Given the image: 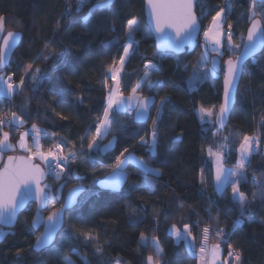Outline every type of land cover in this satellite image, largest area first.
Returning a JSON list of instances; mask_svg holds the SVG:
<instances>
[{
    "label": "trees",
    "instance_id": "1",
    "mask_svg": "<svg viewBox=\"0 0 264 264\" xmlns=\"http://www.w3.org/2000/svg\"><path fill=\"white\" fill-rule=\"evenodd\" d=\"M226 1L231 3L224 13L227 27L232 26L234 44L242 46L239 40L243 44L252 9L264 24V2H254L252 7L253 0H199L196 14L202 28H209L212 17ZM70 3L73 10L65 14ZM97 3L102 0H90L77 12L75 0H0L3 34H21V42L2 74L6 78L12 75L13 82L19 84L28 63L49 74L40 84L25 78L24 86L17 88L11 99L0 97V117L6 113L12 121L15 113L24 121L17 129L11 123L0 130V139L7 132L10 144L16 146L21 133L35 124L42 130L40 143L44 153L57 141L65 144L66 151L77 153L66 175L53 182L51 196L55 199L45 215L61 206L59 189L65 192L78 185L86 187L77 207L66 213L64 228L54 245L40 254L32 250L38 233L31 228L35 206H28L16 227L5 231L0 239V264H146L149 255L157 259L151 243L154 237L162 250L159 264H199L196 251L217 241L224 257L231 245L240 253L241 264H264V151L253 154L245 165L247 182L241 183L240 191L249 205L240 225H236L240 210L231 199V184L223 195L216 192L213 166L207 158L209 148L217 151V145L223 144L224 167L234 171L240 168L237 149L245 135L260 139L264 145V50L244 67L228 127L219 131L213 124L204 129L198 115L203 111L217 112L226 61L233 59L227 39L224 37L222 44L219 73L213 72L211 79L200 81V66L206 59L204 39L199 40L192 53L178 57L159 54L145 24L144 0H112L110 6L95 9L89 15V9ZM131 19L138 23L134 33L136 52L124 66L121 93L128 96L144 77L145 65L153 64L156 69L148 71L138 95L155 97L157 105L145 125H134L123 112L116 115L117 123L112 125L107 140L99 143L102 147L115 137L116 149L111 153H90L87 145L96 134L94 124L102 115L111 89L109 67L114 60L115 65L119 62L120 46L126 42L127 22ZM53 50L64 52L55 71L52 60L39 59ZM209 60L205 62L208 69ZM21 96L27 100L25 113L20 111ZM165 97L168 103L157 129L156 156L152 157L140 145V138L151 144L153 120ZM29 146L32 151L31 143ZM124 148L161 175L144 174L129 163L124 169L126 180L118 190L100 187L98 182L112 173L115 158ZM172 224L191 226L194 252L188 251L185 242L175 241L168 231ZM206 226L210 229L207 241L202 232ZM85 233L96 239L87 242ZM141 233L147 244L141 241Z\"/></svg>",
    "mask_w": 264,
    "mask_h": 264
},
{
    "label": "snow or ice",
    "instance_id": "2",
    "mask_svg": "<svg viewBox=\"0 0 264 264\" xmlns=\"http://www.w3.org/2000/svg\"><path fill=\"white\" fill-rule=\"evenodd\" d=\"M86 0H75V11L80 12L82 10L83 4ZM112 0H102V3H97L89 9V15L95 9L106 8L110 6ZM194 0H147L148 8L150 9V15L155 21V31L160 34V47L163 50H175L180 48V46L196 31L197 17L193 12ZM253 7H255L253 0ZM72 4H69L67 12L72 11ZM227 10V6L220 7L216 14L212 17V25L204 32V37L207 41H211L212 50L219 52L222 46L221 37L224 36L229 41L231 45L232 33L231 24L228 25V32L224 33L221 27V22L224 19V13ZM87 19V17H85ZM3 20L4 17L0 16V95L11 96L17 88H22L24 86L25 78L31 79L34 84H40L48 78V72L42 71L41 68L36 67L33 69V64L28 63L23 71L24 75L21 76L19 84L13 82V76L8 75L7 78L2 74L3 69L7 65L8 61V50L16 44L17 38L21 35L19 32L8 31L6 35L3 34ZM128 33L126 42L121 45L122 54L119 55V68L115 67V60L113 61V66L109 67V72L112 73V78L116 79L117 74L123 68L125 61L135 54L136 41L134 40V33L137 30L138 23L135 19L128 20ZM168 29H173L174 32L168 31ZM110 43H115L112 41ZM258 47H264V24L260 19H256L254 16L251 19V26L248 28L247 33V43L241 47L240 45H235L233 50L235 54V59H228L227 72L224 75V102L220 105L219 110V122H223L226 113L229 111V104L232 95V90L234 87V81L238 78L241 71V62L243 59L252 55ZM49 48V44H45V49ZM64 52L61 51H51L47 54H42L39 59L45 61H53V71L60 67V62L63 60ZM216 61H213L215 64ZM149 67H154L153 65H146V71L144 77L141 81L137 83V86L132 88L131 94L127 97L123 96L120 91V82L116 80V85L114 88L109 89L108 95L106 97V106L103 108L102 116L98 118V123L95 125L96 134L92 136L91 141L87 145V149L90 153L97 152H109L113 146V142L108 145L100 146L99 140L102 135H106L112 128L114 123L117 121L114 119L116 115L121 112L128 114L129 110H132L135 115L132 117V122H138L149 117V111L152 106H154V99L150 97L140 98L137 93L140 88L141 83L147 79ZM206 75V74H205ZM156 83H159L158 81ZM152 84H149L151 87ZM79 99V98H78ZM135 100L136 103L133 105L132 101ZM168 103V99L161 98L160 106L157 108V117L153 120V128L151 131V144H148L143 137L140 138L142 146L148 149V152L152 157L156 156V147L158 141V125L163 114L164 105ZM59 115V114H58ZM208 116H212V112L207 113ZM13 120L11 123L17 122L16 114L12 113ZM66 119V117H61ZM203 120V116L201 117ZM20 120L19 123H23ZM3 118L0 117V124H3ZM127 127V125H122ZM32 131L35 134V143L37 151L28 157L16 158L13 156L8 157L7 163L0 169V222L11 223L16 218L17 209L21 207L29 198H33L40 204L47 206V204L55 199L54 196H50L44 188L40 186V180L45 175V171L37 164L32 163L33 156L38 157L40 160L46 162L47 171L54 175L56 178H60L67 169V165L70 161L75 160V152H69L67 156L57 155L52 150H49L47 154L39 151V136L42 132L35 124L32 125ZM28 135L25 133L20 138V147L24 148V136ZM9 139V134L7 132L3 133V138L0 139V149L8 148L10 145L7 143ZM258 138L250 137L245 135L239 144L237 151L240 155L239 163L241 167L248 162V156L254 150V146L258 145ZM224 145H220L219 149L214 153L212 148L208 149V155L210 159L214 158L215 166V183L214 187L216 192L223 195L225 188L231 184L232 188V201L238 206L240 210V218L237 219L236 225L242 224L243 215L247 211L249 201L245 194L240 191L241 183H246L247 179L244 173L233 172L231 170L225 169ZM56 149H60L59 144L55 145ZM128 153L127 156L125 154ZM122 157H124L122 159ZM88 159L91 161L92 157L89 156ZM132 161L138 166V169L144 174H152L154 176H160L161 172L158 169L150 167L147 161L143 159L135 158L128 148H124L118 156L115 158L113 173L105 178L103 182L104 187H118L122 182L125 181L124 169ZM93 163H95L93 161ZM204 169H201V184L205 183L203 179ZM69 175L71 173L69 172ZM235 177V179H233ZM255 182V179H254ZM146 187L148 185H145ZM63 187V186H62ZM264 188V185H261ZM84 191L82 188L70 190V196L65 200V203L61 204L60 208L53 210L47 216L46 222H43V218L39 216L41 208H37V217L33 221V225L36 226L43 222L45 232L36 237L35 247L39 249L45 245H49L53 242L54 235L58 227L63 226V214L67 210H71L73 207L77 206L79 201L76 199L78 192ZM210 203H215L210 201ZM183 207V205H180ZM134 211V210H133ZM169 232L175 235L177 240L185 239L187 236H191V226L189 224H183L182 227H178L176 224H172L168 229ZM210 229L206 226L202 232L204 240L207 241L208 233ZM218 232L221 230L217 229ZM87 242H93L96 238L90 234H83ZM227 234H225L226 242ZM141 241L146 244L148 241L145 240L143 233L140 235ZM152 245L156 249L157 259L154 260L153 256L149 255L146 258V264H159V255L162 251L159 247L158 238H153L151 241ZM96 251L99 252L100 248L97 247ZM220 251V245L214 244L211 248V253L213 260L217 257ZM200 252L203 254L205 252V247H201ZM19 254V253H17ZM228 256L235 261H240V253L234 251L231 245H228ZM224 264H228L227 261Z\"/></svg>",
    "mask_w": 264,
    "mask_h": 264
},
{
    "label": "water",
    "instance_id": "3",
    "mask_svg": "<svg viewBox=\"0 0 264 264\" xmlns=\"http://www.w3.org/2000/svg\"><path fill=\"white\" fill-rule=\"evenodd\" d=\"M199 0H194V3H193V12L194 14L196 15L197 17V26H196V31L195 33L190 36L181 46L180 48L178 49H175V50H172V49H169V50H163L161 47H160V34L159 33H156L155 31V21L153 19V17L150 15V9L148 8V5H147V0H144V17H145V24L147 26V28L149 29V32L151 34V37L153 38V41H154V47H155V50L157 53L159 54H168V55H173V56H181L183 54H185L186 52L188 53H192L195 51V49L197 48L198 44H199V35H200V32H201V24H200V21L198 19V16L196 14V7H197V4H198ZM251 26V24L249 25V27ZM168 31L170 32H174L173 29H168ZM247 33H248V30L245 34V38H244V41H243V44L241 47H243V45L245 43H247ZM6 35V34H5ZM21 42V35L17 38V41H16V44L13 45L9 50H8V63L7 65L5 66V68L9 65L11 59H12V56L13 54L15 53L16 49L18 48L19 44ZM1 43H2V40H1ZM264 50V47H258L254 53L250 56H248L247 58L243 59L242 62H241V71L239 73V76L238 78L234 81V87H233V90H232V95H231V99H230V104H229V111L226 113V116H225V119L224 121L221 123L219 122V119H218V116H219V110H220V105L224 102V91H223V88H224V75L225 73L227 72V65L225 66V69H224V74H223V78H222V81H221V89H222V94H221V100H220V105H219V108L215 114V119H214V124H215V127L217 130L219 131H222V130H225L228 125H229V121H230V117H231V114H232V111L235 107V104H236V98H237V91H238V88H239V85H240V81H241V78H242V75H243V71H244V67L246 66V64L248 62H250L251 60L255 59L257 56H259ZM235 59V58H234ZM216 61L215 64H213V61ZM220 64H221V59L218 57V56H214L212 58H210L209 60V66H210V69L212 72L214 73H219L220 71ZM4 68V69H5ZM3 69V70H4ZM124 69V68H123ZM150 98H153L154 99V106H152L150 108V111H149V117L151 118V115H152V112L154 110V108L156 107L157 105V100L155 97H150ZM135 115V113L133 114V116ZM150 118L146 117L144 120H141V121H138V122H135L133 123L134 125H145L149 122ZM110 142H113V138L110 139L108 141V143L104 144V145H108ZM102 145V147L104 146ZM116 145H117V138H115V141H114V146L113 148L107 152V153H111L113 152L115 149H116ZM103 153V152H101ZM9 156H13V157H16V158H20V157H27V156H24V155H9ZM7 156L6 158H4L3 160V163L0 167V169L3 168V166L7 163L8 161V157ZM32 163L33 164H37L39 165L43 170L44 168L42 167V165L38 164L35 160L32 159ZM45 171V170H44ZM48 181V178H47V175L45 173V175L41 178L40 180V186L42 188H44V185L47 183ZM77 188H82L84 189V191H81V192H78L77 195H76V199L78 201H80L81 197L85 194L86 192V187L83 186V185H78V186H74L70 189H68L67 191L63 192L62 189H59L57 191V198L58 200H61L62 204L65 203V200L70 196V190L72 189H77ZM52 203L49 202L47 204V206L43 205V204H40L38 201H36L35 199L33 198H29L21 207H19L17 209V213H16V218L13 222L11 223H3V222H0V229L4 230V231H12L17 223H18V219H19V216L24 212L26 211V209L28 208V206L30 205H34L35 206V212H34V216H33V220H32V223H31V228L33 229L34 232H37L38 233V236L41 235L42 233L45 232V228L43 226V222H46V219H47V216L49 215V213L47 215L44 214V212L49 208L50 204ZM38 206L41 208V211L39 212V216L43 218V222H41L40 224L34 226L33 225V221L34 219L37 217L38 213H37V208ZM77 206L73 207L71 210L75 209ZM60 208V207H59ZM58 209V208H57ZM71 210H67L64 212L63 214V226L62 227H58L57 228V231L54 235V238H53V242L49 245H45L39 249H36L35 247V243H36V240L33 244V252L36 253V254H40L42 253L43 251L47 250V249H50L54 243L56 242L57 240V237L58 235L60 234V232L63 230L64 228V224H65V215L67 212L71 211ZM52 212V211H51Z\"/></svg>",
    "mask_w": 264,
    "mask_h": 264
},
{
    "label": "rangeland",
    "instance_id": "4",
    "mask_svg": "<svg viewBox=\"0 0 264 264\" xmlns=\"http://www.w3.org/2000/svg\"><path fill=\"white\" fill-rule=\"evenodd\" d=\"M90 0H86V2L84 3V4H86V3H88ZM254 2H264V0H254ZM83 4V5H84ZM230 2L229 1H226V3H225V6H227V10H228V8H230ZM224 6V7H225ZM253 7V6H252ZM253 16L255 17V18H257V19H260L261 20V17L258 15V13H257V11L255 10V9H252L251 11H250V18H253ZM257 16H259V17H257ZM212 25V21H211V23H210V25H209V27ZM221 27H222V24H221ZM222 29H223V27H222ZM224 31V30H223ZM7 34V33H6ZM5 35V34H4ZM200 40V39H199ZM221 40H222V44H223V40H224V36H222L221 37ZM244 41V40H243ZM227 42V44H229V41L227 40L226 41ZM242 40H239V44H241L242 45ZM229 46H231L230 48L231 49H234V46H235V44H234V42H233V39H232V41H231V45H229ZM202 47H203V50H204V54H205V57H206V61L204 60L203 62H202V64H201V66H200V68H201V72H200V81H205V80H208V79H211V77H213L214 76V73L210 70V69H208V67H207V65H206V63L205 62H207V60H209V57L210 58H212V57H214V56H218L219 58L222 56V48H223V46H221L220 47V50H219V52H217V51H213L212 50V43H211V41H207L206 40V38L204 39V41H203V44H202ZM229 55L234 59L235 58V54H234V51L233 50H230L229 51ZM151 65H153V64H151ZM227 65V64H226ZM154 66V65H153ZM156 68L155 67H149L148 69H147V71H149V70H155ZM111 73V72H110ZM110 73H109V75L108 76H110ZM123 73V72H122ZM206 74V75H205ZM122 75V74H121ZM118 76V75H117ZM6 78V77H5ZM109 78V80L111 81V80H114L113 78H112V75L110 76V77H108ZM118 80H119V77H118ZM115 87V85H114V83L111 81V89L112 88H114ZM120 91H121V89H120ZM16 92V91H15ZM14 92V93H15ZM13 93V94H14ZM13 94L11 95V96H7V98H9V99H11V97L13 96ZM131 94V93H130ZM129 94V95H130ZM128 95V96H129ZM137 95H138V93H137ZM124 96V95H123ZM139 96V95H138ZM0 97H6V96H3V95H0ZM125 97H127V96H125ZM140 97V96H139ZM141 98V97H140ZM132 103H133V105H135V103H136V101L135 100H133L132 101ZM160 106V105H159ZM26 109H27V100H26V98L24 97V96H21V98H20V111L21 112H23V113H25V111H26ZM212 113H213V115L212 116H208L207 115V113L208 112H200L199 113V120H200V123H201V125L203 126V128L204 129H206V128H211L212 127V125L214 124V119H215V114H216V112H215V114H214V112L213 111H211ZM133 114H134V112L132 111V110H129L128 111V114H127V116H128V118H130V120H132V117H133ZM203 116V120L201 119V117ZM17 118V117H16ZM13 119V118H12ZM19 121H20V119L19 118H17ZM13 124H15V123H13ZM17 124V123H16ZM13 125V127H15L16 129L17 128H19V126H21L22 125V123H18V125ZM18 126V127H17ZM111 131V130H110ZM25 133H27L28 135H25L24 136V143H25V147L24 148H21L20 147V138H21V136L22 135H24ZM41 135V134H40ZM40 137L41 136H39V151L40 152H43L42 151V149H41V143H40ZM3 138V133H2V135H1V139ZM30 140V141H29ZM260 139H258V141H259ZM7 143L10 145V147H8V148H3V149H0V167H1V165H2V163H3V160H4V157L6 156H8V155H12V154H15V153H17V154H19V155H24V156H29L28 154H33V153H35L36 151H37V147H36V143H35V134L33 133V131H32V127H30L28 130H27V132H23V133H21V135L19 136V139H18V141H17V143H16V146H13V145H11L10 144V137H9V139H8V141H7ZM29 143H31V145H32V151H29V149H30V146H29ZM220 145L221 144H218L217 146H218V149H219V147H220ZM218 149H216V150H218ZM264 151V145H263V142H261V141H259L258 142V148L257 149H254L253 151H252V153L249 155V157H248V161H249V159H250V157L253 155V154H259V153H262ZM214 153L216 152V151H213ZM44 153V152H43ZM5 157V158H6ZM135 158H137V159H140V158H138V157H136V156H134ZM124 157H122V159H123ZM33 159L36 161V162H38V164H40V165H42V166H45L46 165V162L45 161H42V160H40L38 157H35V156H33ZM212 160V159H211ZM212 161H214V158H213V160ZM130 164H133V165H135V163L134 162H132V161H130L129 162ZM214 163V162H213ZM245 165H246V163L243 165V167H241V165H240V168H238V169H236V170H234L233 172H243L244 173V169H245ZM214 172H215V166H214ZM112 173H113V171H112ZM111 173V174H112ZM111 174H109V175H107L105 178H107V177H109ZM124 174H125V180H126V172H125V170H124ZM105 178H103V179H101L99 182H98V184H99V186L100 187H102V188H109V189H113V190H118L122 185H123V183L125 182H122L118 187H116V188H113V187H104L103 186V182L105 181ZM233 179H235V177L233 178ZM4 234H5V231L4 230H2V229H0V239H2V237L4 236ZM218 243H216V244H219L220 245V243H219V241H217ZM211 248H212V246H210ZM208 248L209 247H205V252L202 254L201 252H200V249L201 248H199L197 251H196V256L198 257V260H199V264H224V262L225 261H227L228 262V264H241V259H240V261H235L234 259H232V258H230L228 255L226 256V257H224V255H223V252H222V250H221V247H220V251H219V253L217 254V257L215 258V261L213 260V257H212V253H211V248L208 250Z\"/></svg>",
    "mask_w": 264,
    "mask_h": 264
},
{
    "label": "built area",
    "instance_id": "5",
    "mask_svg": "<svg viewBox=\"0 0 264 264\" xmlns=\"http://www.w3.org/2000/svg\"><path fill=\"white\" fill-rule=\"evenodd\" d=\"M223 28H224V33H227L228 32V27H227V18L224 14V19L222 20L221 22ZM208 29V26H205L204 28L201 27V32H200V35H199V39L200 40H203L205 39L204 37V32ZM231 33H232V36H233V31H232V27H231ZM226 38V37H225ZM128 59L125 61V64L127 63ZM124 64V66H125ZM146 65H151V64H146ZM145 65V66H146ZM115 67L119 68V62L114 65ZM123 66V68H124ZM123 68L119 71V73L117 74L119 77L121 76L122 72H123ZM151 71V70H149ZM113 82V80H111ZM114 83V82H113ZM106 106V105H105ZM102 116V115H101ZM3 118V121L4 123L3 124H0V130H4L6 127H9L11 125V117L9 115H7L6 113L2 116ZM96 123H98V121H96ZM96 123L94 124V127L96 125ZM110 134V131L106 134V135H102L100 140H99V143H104L108 136ZM59 144L61 146V148L58 150L55 148V145ZM140 145L142 146V144L140 143ZM145 147V146H143ZM258 148V145H255L254 146V149H257ZM52 150L54 153H56L57 155H62V156H67L69 154V152H74V151H66V148H65V144L62 142V141H57L53 146L52 148L50 149ZM49 152V150L45 153L47 154ZM76 156H75V160L77 159V153L75 152ZM32 154H29V156H31ZM70 161L67 165V169L65 170V173L60 177V178H56L54 175L50 174L48 171H47V168H46V165L44 166V170H45V173L47 175V178H48V181L47 183L44 185V189L46 192H48L49 195L52 194L53 192V182H58L59 180H61V178L64 177V175H66L68 169H69V166L75 161Z\"/></svg>",
    "mask_w": 264,
    "mask_h": 264
},
{
    "label": "crops",
    "instance_id": "6",
    "mask_svg": "<svg viewBox=\"0 0 264 264\" xmlns=\"http://www.w3.org/2000/svg\"><path fill=\"white\" fill-rule=\"evenodd\" d=\"M2 98H7V97H2ZM16 123H17V124H16ZM18 123H19V120L17 119V122H15V124L18 125ZM238 156H239V160H240L239 152H238ZM248 157H249V156H248ZM207 158H208V160L211 162V164H212V166H213V172H214V163H213V161H212L213 159L211 160V159L209 158L208 153H207ZM214 178H215V172H214ZM215 190H216V189H215ZM218 194H219V193H218ZM170 234L173 236V238L175 239L176 242H179V241H183V242H185V245H186V247H187V249H188L189 252H194V250H195V245H194V242H193V239H192L191 236H187L185 239H182V240H177V238L175 237L174 234H172L171 232H170ZM210 248H211V247H209L208 250H209Z\"/></svg>",
    "mask_w": 264,
    "mask_h": 264
},
{
    "label": "bare ground",
    "instance_id": "7",
    "mask_svg": "<svg viewBox=\"0 0 264 264\" xmlns=\"http://www.w3.org/2000/svg\"><path fill=\"white\" fill-rule=\"evenodd\" d=\"M111 75H112V73H110V76H111ZM118 77H119V76H116V79L113 80L114 85H116V80H118ZM120 78H121V76L119 77V82H120Z\"/></svg>",
    "mask_w": 264,
    "mask_h": 264
},
{
    "label": "clouds",
    "instance_id": "8",
    "mask_svg": "<svg viewBox=\"0 0 264 264\" xmlns=\"http://www.w3.org/2000/svg\"><path fill=\"white\" fill-rule=\"evenodd\" d=\"M199 19V18H198ZM200 21V20H199ZM29 155V154H28ZM34 160V159H33ZM44 168V166H42ZM51 196V195H50Z\"/></svg>",
    "mask_w": 264,
    "mask_h": 264
}]
</instances>
